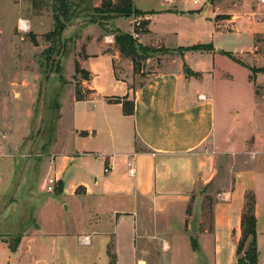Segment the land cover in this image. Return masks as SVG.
Wrapping results in <instances>:
<instances>
[{
  "label": "crops",
  "instance_id": "obj_1",
  "mask_svg": "<svg viewBox=\"0 0 264 264\" xmlns=\"http://www.w3.org/2000/svg\"><path fill=\"white\" fill-rule=\"evenodd\" d=\"M182 4L181 0H163L157 9L141 10L134 0L135 8L149 13L150 21L148 32L138 42L144 47L174 50L173 54L179 55L176 61L182 59L181 64L169 71L149 74L141 86L134 88L128 79L117 75L114 66L117 57L113 53H85L79 63L81 69L90 73V80L85 83L90 95L77 101L74 92V98L69 100L74 115L66 134L74 142V153L56 151L63 135L59 120L55 138L42 148L59 154L52 161L17 167L14 162L1 163L0 159V202H4L0 209V264H20L17 256L22 247L45 249L47 243L64 238L69 230L49 231L47 215L58 207L68 213L73 199L79 205L85 200L92 201L88 212L93 219L84 221L82 228H75L74 237L79 241L80 236H89L90 244H79L98 250L101 264H110V245L117 264H122L127 253L134 264H148L152 240L160 241L158 264H179L176 259L180 255H186L184 262L189 264H238L237 248L242 237L247 192L256 197L258 264H264V199H260L261 188L256 179V165L264 164V96L257 94L254 86L246 100L236 101L237 94L229 91L232 82L224 80L231 77L221 75L215 67L216 58L227 51L215 48L200 51L202 59L188 68L187 57L194 51L181 52L180 48L187 47L170 48L161 46L158 39L154 41V17L189 14L191 10ZM212 6L209 5V11L217 31L251 33L254 38L257 33L264 34V22L256 23L249 17L258 14L251 5H233L225 13L232 16L225 21L233 27L230 31L223 30L215 20L223 6ZM13 26L25 34L32 23L17 12ZM127 29L124 31L132 34L133 28ZM77 31L75 28L74 36ZM258 49L255 43L251 53ZM125 100L134 102L133 115L124 114ZM246 123L250 127L240 133ZM247 150L255 158L243 166L239 156ZM87 154L104 165L100 175L95 174L90 161L84 160ZM79 160L85 162L76 164ZM129 161L134 163V176L129 175ZM84 163L86 167L82 170ZM110 166L113 168L106 173L105 168ZM32 169L39 171L40 191L50 178L59 180V191L46 196L29 193L31 198H26L27 201L32 202L38 196V205L17 212L18 219L13 221L15 210L26 203L18 193L31 184V175L36 174ZM211 194L216 199L211 223L205 224L203 204ZM101 200L111 204L106 212L98 207ZM25 211L30 220L11 251L10 238L19 233ZM192 239L198 244V253L193 249ZM33 260L34 264H55L48 263L46 256Z\"/></svg>",
  "mask_w": 264,
  "mask_h": 264
},
{
  "label": "rangeland",
  "instance_id": "obj_2",
  "mask_svg": "<svg viewBox=\"0 0 264 264\" xmlns=\"http://www.w3.org/2000/svg\"><path fill=\"white\" fill-rule=\"evenodd\" d=\"M32 1L0 0V146L3 154L0 159L2 158L1 163H3L2 161L14 162L17 167L36 161H52L55 156H59V154H51L50 151L42 150L52 137L55 138L59 120V129L63 135L56 151L61 153L60 150L62 149L66 153H74V142L69 134L68 136L66 134L69 131V125L73 122L74 115L69 100L74 98L76 88L80 89L83 95L87 97L90 95V91L85 85L87 80L84 79L83 75L77 74L75 70L76 63L84 59L85 53H97L111 49L113 55L117 57L114 61L117 75L128 79L134 88L141 86L149 74L169 71L182 63V59L176 61L179 56L178 53L173 54L174 50L171 51V49L163 47L146 46L151 51L146 50L144 53L140 52L138 48L137 66H134L129 58L119 53L115 46V34L126 33L127 28L131 26L133 31H141L140 38H142V35L148 30L149 13L141 12V14L131 15L129 18L116 15L113 17L115 21H109L110 17L97 16L94 13L95 8H101L103 0H86L84 3L77 4L78 8L73 7L74 15L70 17V21L67 23L63 38L57 43L53 39L46 38V35L54 29L52 0H38L39 5L35 7ZM181 1L184 7L191 10L190 13L181 17L171 14L155 16L152 22L155 32L154 41L158 39L161 46L170 48L211 45L213 49L230 52L241 63L226 55H219L216 58L215 67L221 75L231 77L224 78V80H227L228 83L232 82L229 91L237 94L236 101L246 100L251 95L254 86L257 94L264 96V34L257 33L254 38L251 33L217 31L212 22V13L209 11L210 4H213L211 8L223 6L215 20L222 25L223 30L230 31L233 27L225 21L232 16H227L225 13H228L231 6L251 5L258 14H250L249 17L256 23H260L264 22V3H260V7L257 9L258 0H199L198 5H194L193 0ZM135 4L141 10L157 9L161 7L163 0H135ZM214 10L216 11V9ZM17 12H20L21 16L23 15L32 23L30 31L25 34H20L17 27L13 26ZM236 15L238 18L242 17L241 14ZM244 17H247L246 14ZM135 20L141 22L140 27L135 25ZM93 21L94 24H91ZM75 28L79 30L75 34L77 37L74 36ZM107 38L113 41L110 42ZM136 40L139 41L140 39ZM138 41L137 45H142ZM53 42L56 48L48 56V49L54 44ZM255 43L259 49L254 52V55L251 50ZM142 48H144L143 45ZM200 51L203 50H195L189 53L186 60L188 68L202 59L203 53ZM58 66L60 68L57 70ZM61 107L63 108L61 109ZM239 109L241 110V107ZM249 127L246 123L244 128L240 129V133L247 132ZM250 153H252L251 150H247L246 153L239 156L243 160H240L243 166H248L254 160ZM84 160L90 161L92 166H95L96 175L102 173L104 165L97 164L95 156L87 154ZM84 160H79L76 164H83ZM84 167H86L85 163L82 170H85ZM100 167H103L102 170ZM256 167L258 169L256 179L261 188L259 195L260 199L263 200L264 164L260 165L259 163ZM32 172L36 174L34 177L31 175L33 178L31 184H28L20 195L18 193V196L26 203L15 210L16 214L12 218L13 221L18 219L17 212L19 214L24 208L29 209V207L38 205L37 195L34 201H27L26 198H31L29 193H39L42 196L50 194L46 188L41 191L38 189L39 171L32 169ZM58 191L59 187H56L55 192ZM215 199L214 194L205 197L203 204L205 224L211 223L212 212L208 215V211L210 206L213 207ZM77 202V199L72 200L68 213L64 214L58 207L51 209L47 215L49 219L46 222L48 230L55 231L53 233H66L65 231L68 229L67 235L60 241L47 243L45 249L22 247L17 256L21 259L20 264H34V257L41 259L45 256L48 263L101 264L97 258L98 250L94 251L92 247L82 246L74 237L75 228H82L81 226L93 219L88 212L92 207V201L85 200L82 205ZM110 205L109 202L103 200L98 202L99 209L105 212L111 207ZM3 207L4 202H0V209ZM186 209L189 212L190 205ZM29 220L30 215L26 213L22 219L19 233L10 238V250L16 248L17 236L26 231V223ZM1 238L2 236H0ZM150 242L152 258L148 264H158L159 247L157 246H159L160 241L152 240ZM185 256H178L176 262L189 264L184 262ZM122 264H134L128 253Z\"/></svg>",
  "mask_w": 264,
  "mask_h": 264
},
{
  "label": "trees",
  "instance_id": "obj_3",
  "mask_svg": "<svg viewBox=\"0 0 264 264\" xmlns=\"http://www.w3.org/2000/svg\"><path fill=\"white\" fill-rule=\"evenodd\" d=\"M86 0H52L53 2V19H54V29L46 35L47 39H53L54 42L59 43L63 38V33L67 28V23L70 21V17L74 15L73 7L78 8L81 2ZM134 0H119L115 2L114 0H103L101 8H95L94 13L97 16L110 17V20H115L113 18L116 15L129 18L133 14H141V11L137 10L134 5ZM33 6L39 5L38 0H33ZM78 4V5H77ZM104 19V18H102ZM94 24V21L91 23ZM149 25V22H148ZM147 26V24H146ZM143 31V30H142ZM148 30H146V33ZM139 34L141 33L138 32ZM145 34V33H144ZM115 46L118 49L119 53L129 58L134 66L138 65L139 60V49L140 52L144 53L146 50H149L147 47L142 48V45L138 44L136 39L133 38L131 34L128 33H117L115 34ZM53 42V43H54ZM56 48L55 43L48 49V56ZM139 48V49H138ZM181 52L184 51H195V50H209L213 49L211 45H194L187 48H180ZM151 51V50H149ZM108 53H112L111 49L106 50ZM224 55L232 58L233 60L241 63L236 59L231 53L223 52ZM244 64V63H243ZM245 65V64H244ZM60 67L58 66L57 70ZM251 69V68H250ZM76 73L83 75L85 80H90V73L82 70L79 63H76ZM252 71V69H251ZM59 72V71H58ZM61 79L62 75H61ZM64 82V81H62ZM87 96L83 95L81 90L76 88V99L77 101L85 100ZM118 103H121V99L116 100ZM123 103V111L126 115L134 114V102H129L125 100ZM255 206H256V197L253 192H247L245 196V205L242 214V237L238 243L237 255H238V264H258V249H257V219L255 215ZM213 207L210 206L208 215L211 214ZM205 212V211H204ZM212 215V214H211ZM247 244V245H246ZM192 246L196 253L199 252V247L197 242L192 239ZM12 251L13 248H11ZM108 254L110 255L111 261L110 264H117L116 256L112 253V248H108Z\"/></svg>",
  "mask_w": 264,
  "mask_h": 264
},
{
  "label": "built area",
  "instance_id": "obj_4",
  "mask_svg": "<svg viewBox=\"0 0 264 264\" xmlns=\"http://www.w3.org/2000/svg\"><path fill=\"white\" fill-rule=\"evenodd\" d=\"M165 1L166 2H172L174 0H165ZM193 3H194V5H198L200 2H199V0H193ZM258 3L259 4L260 3H264V0H258ZM134 22H135V25H137L138 27L141 26V22L139 20H135ZM131 35L133 36L134 39H140V34L137 31H133ZM107 40L110 41V42L113 41V40H110L109 38H107ZM250 154H251L252 158H255V154L254 153H250ZM1 155H3V154H2V149H1V146H0V156ZM127 166H128V169H129V175L130 176H134L135 173H136L135 168H134V163L132 161H129L127 163ZM110 167L111 168H109V167L105 168V172L106 173H108L113 168V166H110ZM58 183H59V180L57 178L48 179L46 190L49 193L55 192ZM79 242L81 244H83V245H88V244H90V237L89 236L80 237Z\"/></svg>",
  "mask_w": 264,
  "mask_h": 264
}]
</instances>
